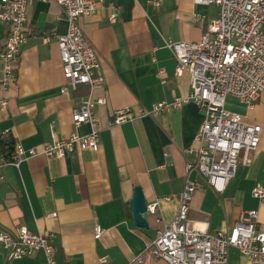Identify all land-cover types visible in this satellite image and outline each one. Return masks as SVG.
<instances>
[{"label": "crops", "instance_id": "crops-1", "mask_svg": "<svg viewBox=\"0 0 264 264\" xmlns=\"http://www.w3.org/2000/svg\"><path fill=\"white\" fill-rule=\"evenodd\" d=\"M112 6L118 7L115 22L109 20ZM27 13V42L15 81L0 89V98L7 100L0 108V138L10 136L25 148H41L61 136L88 133L87 124L75 126L71 121L72 107L87 95L88 87L67 86L65 93L60 92L65 80L57 37L67 29L61 7L52 0H31ZM216 14L214 4L193 0H160L159 5L148 0H103L95 13L79 18L104 76L103 86L93 91L95 98H105V104L95 109L98 148L75 146L62 158L37 155L18 167L3 165L0 231L26 226L34 233L53 232L57 264H97L102 256L105 264H167L144 248L155 230L176 214L185 164L192 158L185 150L195 145L201 110L189 100L132 121L109 123L116 109L131 108L137 114L153 103L188 95L189 75L175 76V59L164 40L197 41ZM7 35V25L0 22V51ZM224 107L239 113L243 122L261 126L259 143L246 161L239 158L223 193H215L199 179L202 187L193 195L189 217L195 227L215 232L228 229L241 211L256 209L257 228L264 230V202L251 195L255 184L264 186V90L252 108L232 96L226 97ZM135 186L142 188L148 205L147 229L134 224L129 208ZM155 203L153 213L149 207ZM96 224L103 229L98 239L93 237ZM142 252L143 261H135ZM0 264H45V258L41 251L8 258L0 244ZM228 264L256 263L232 247Z\"/></svg>", "mask_w": 264, "mask_h": 264}, {"label": "built area", "instance_id": "built-area-1", "mask_svg": "<svg viewBox=\"0 0 264 264\" xmlns=\"http://www.w3.org/2000/svg\"><path fill=\"white\" fill-rule=\"evenodd\" d=\"M31 0H0V22L8 27V35L0 51L2 75L0 89L6 90L16 77V65L22 48L27 42V5ZM47 2L49 0H35ZM63 10L67 22L66 32L57 37L65 84L73 90L78 85L88 87V93L79 98L71 110L75 126L87 124L85 135L71 133L61 136L41 148L23 147L14 142L10 150L0 148V169L5 164L18 167L29 157L44 155L62 158L75 146L97 150L99 126L95 109L105 104L104 97L93 96V91L104 84L100 61L95 48L88 42L79 18L97 11L103 0H52ZM159 5L160 0H148ZM195 4H214L217 14L197 41L164 40L175 59L174 74L189 75V92L186 97H175L171 102H156L147 110L134 114L131 108L116 109L109 125L132 121L144 114L178 107L191 100L201 110L203 119L195 136V145L186 149L191 154L185 164L184 184L179 196L178 208L173 219L155 230L151 244L144 248L167 264H228L230 248H236L251 262L264 264V230L257 228L258 211L243 210L226 230L207 232L195 227L189 217L194 193L204 181L215 193L225 191L234 177L239 158L246 161L258 146L261 126L243 122L239 113L227 110L225 99L232 96L252 108L264 90V0H193ZM110 22L117 19V6L111 7ZM44 40H47L44 37ZM7 104L0 98V108ZM194 173L195 177L191 178ZM2 174L0 172V180ZM251 195L264 202V186L251 188ZM155 204L149 207L154 213ZM55 216V213L49 214ZM157 223L161 220L155 217ZM103 229L95 225L93 237L100 238ZM53 232L34 233L26 226L13 232L0 231V244L6 256L12 259L30 257L41 251L45 264H57ZM143 261V252L135 256ZM106 256L97 264H105Z\"/></svg>", "mask_w": 264, "mask_h": 264}, {"label": "water", "instance_id": "water-1", "mask_svg": "<svg viewBox=\"0 0 264 264\" xmlns=\"http://www.w3.org/2000/svg\"><path fill=\"white\" fill-rule=\"evenodd\" d=\"M129 208L132 212L134 224L137 227L147 229L148 224V205L145 200L143 190L140 186L133 188V195L129 200Z\"/></svg>", "mask_w": 264, "mask_h": 264}, {"label": "trees", "instance_id": "trees-1", "mask_svg": "<svg viewBox=\"0 0 264 264\" xmlns=\"http://www.w3.org/2000/svg\"><path fill=\"white\" fill-rule=\"evenodd\" d=\"M13 143H14V140L10 136L6 138H0V148L3 150L9 151Z\"/></svg>", "mask_w": 264, "mask_h": 264}]
</instances>
